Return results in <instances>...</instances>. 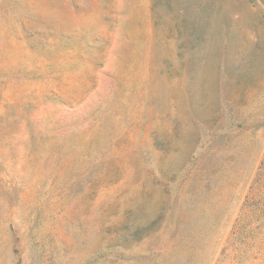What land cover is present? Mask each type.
Returning a JSON list of instances; mask_svg holds the SVG:
<instances>
[{"label": "rangeland", "instance_id": "1", "mask_svg": "<svg viewBox=\"0 0 264 264\" xmlns=\"http://www.w3.org/2000/svg\"><path fill=\"white\" fill-rule=\"evenodd\" d=\"M252 184L264 0H0V264H264Z\"/></svg>", "mask_w": 264, "mask_h": 264}, {"label": "trees", "instance_id": "2", "mask_svg": "<svg viewBox=\"0 0 264 264\" xmlns=\"http://www.w3.org/2000/svg\"><path fill=\"white\" fill-rule=\"evenodd\" d=\"M260 187L256 185L254 186V184L250 186V189L241 204L236 220L240 218H248L257 223L254 228L260 227L261 229H264V185Z\"/></svg>", "mask_w": 264, "mask_h": 264}]
</instances>
